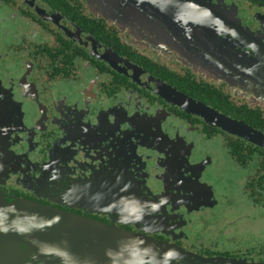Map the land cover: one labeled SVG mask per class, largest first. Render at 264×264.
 Instances as JSON below:
<instances>
[{
    "label": "flooded vegetation",
    "instance_id": "af4514ba",
    "mask_svg": "<svg viewBox=\"0 0 264 264\" xmlns=\"http://www.w3.org/2000/svg\"><path fill=\"white\" fill-rule=\"evenodd\" d=\"M189 1L213 7L191 49L171 0H0V191L188 254L146 264H264V148L181 99L264 132V0ZM212 141L247 172L249 227Z\"/></svg>",
    "mask_w": 264,
    "mask_h": 264
},
{
    "label": "water",
    "instance_id": "95a60500",
    "mask_svg": "<svg viewBox=\"0 0 264 264\" xmlns=\"http://www.w3.org/2000/svg\"><path fill=\"white\" fill-rule=\"evenodd\" d=\"M171 1L176 8L182 6L183 0ZM199 15L209 13L202 5L184 0V33ZM183 97L187 111L264 148L263 131ZM158 254L179 259L188 255L145 234L0 191V264H146Z\"/></svg>",
    "mask_w": 264,
    "mask_h": 264
},
{
    "label": "rangeland",
    "instance_id": "374dc122",
    "mask_svg": "<svg viewBox=\"0 0 264 264\" xmlns=\"http://www.w3.org/2000/svg\"><path fill=\"white\" fill-rule=\"evenodd\" d=\"M190 2L193 4V1ZM180 5H182L180 7L181 12L178 15L184 14V0L180 1ZM202 6L208 13L213 12V7L207 5H202ZM162 12L166 13L164 8L162 9ZM156 14L160 17L159 15L160 13L158 11ZM222 14L226 18L228 17L227 14L223 12ZM217 15L220 16V14ZM204 18H205L204 20L198 19L197 21L190 22L189 24L186 25L188 26L189 30L184 33V47L188 46L191 49V47L193 48L196 45L198 46L200 45V41L197 40L196 43H194V39L198 37V34L200 32L203 33L202 32L203 30L209 31L208 26H210L209 23L210 19L207 17ZM235 19H236L235 16L232 15V21L230 22L236 24ZM177 20L178 19L175 18L173 21L177 22ZM179 21L183 22L182 20ZM140 23L143 24L142 21H140ZM194 50L195 48L190 50L189 52L185 51L184 59L187 61H190V58L195 59L196 56H192V51ZM206 153L208 154L211 163L212 162L214 163V160H217L220 163L219 173L217 174L220 176L221 181H215L214 185L218 189L217 193L219 197V204L225 207L223 211L226 212L227 210H230L229 209L230 207H235L231 211L235 209L238 210L236 213L237 216L241 217L243 219V222L247 223L248 227L250 226L252 218L259 217L260 215V218L262 219L263 214L259 210H254L252 209V207L249 206L248 199L242 190L243 179H245V176L247 174L246 170L243 167L233 163V161H231V159L227 157L226 151L224 149H220L218 145L213 141L207 147Z\"/></svg>",
    "mask_w": 264,
    "mask_h": 264
}]
</instances>
